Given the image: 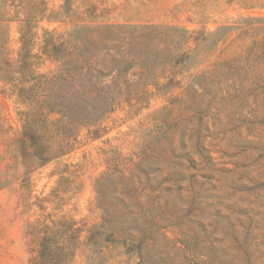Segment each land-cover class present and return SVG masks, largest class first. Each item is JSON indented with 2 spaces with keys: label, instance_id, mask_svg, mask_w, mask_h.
I'll list each match as a JSON object with an SVG mask.
<instances>
[{
  "label": "rangeland",
  "instance_id": "1",
  "mask_svg": "<svg viewBox=\"0 0 264 264\" xmlns=\"http://www.w3.org/2000/svg\"><path fill=\"white\" fill-rule=\"evenodd\" d=\"M38 2L35 53L49 32L125 54L128 87L24 181L10 143L29 106L0 81V264H30L32 227L64 219L79 230L67 264H264V0ZM0 18L15 60L25 15L0 0ZM59 67L42 55L36 71Z\"/></svg>",
  "mask_w": 264,
  "mask_h": 264
},
{
  "label": "trees",
  "instance_id": "2",
  "mask_svg": "<svg viewBox=\"0 0 264 264\" xmlns=\"http://www.w3.org/2000/svg\"><path fill=\"white\" fill-rule=\"evenodd\" d=\"M2 1L18 2L25 15L17 58L12 60L7 53H0V81L29 106L23 113L21 131L10 143L22 166L23 180L28 181L36 170L68 154L72 138L81 129L98 133L117 95L123 92L121 83L128 87L125 77L131 65L125 54L115 58L107 53L99 60L75 53L49 32L45 33L41 53H35L32 26L45 18L46 9L38 0ZM3 20L0 18V22ZM42 55L59 62L55 74L37 73ZM9 184L0 177V190ZM32 232L39 237V245L30 264H67L75 256L79 230L73 222L64 219L51 225L39 224L32 227Z\"/></svg>",
  "mask_w": 264,
  "mask_h": 264
}]
</instances>
